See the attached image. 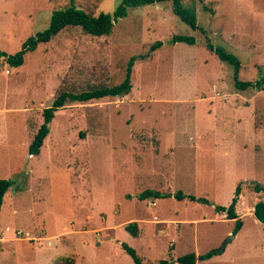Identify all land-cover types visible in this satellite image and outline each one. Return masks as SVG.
Returning <instances> with one entry per match:
<instances>
[{"label":"rangeland","instance_id":"rangeland-1","mask_svg":"<svg viewBox=\"0 0 264 264\" xmlns=\"http://www.w3.org/2000/svg\"><path fill=\"white\" fill-rule=\"evenodd\" d=\"M123 1L0 0V51L19 53L48 29L55 11L74 5L93 16L112 14ZM181 4L195 12L197 30L164 2L129 8L106 36L68 27L28 53L21 67L0 58V179L13 181L8 200L26 194L5 208L0 225L32 231L24 219L33 210L44 212L45 220L32 241L16 233L19 246L8 237L0 241V264H64L62 257L76 264L75 250H83L75 232L97 238L94 262L83 252L79 264H134L117 246L121 238L147 264L204 254L234 235L235 220L215 207H229L239 185L236 211L243 228L237 242L223 257L198 264H264V225L254 216L264 202V191L255 190L264 187V90L238 91L235 68L208 46L240 61L241 81L264 79V0ZM176 36L193 37L196 44H174ZM132 58L130 94L67 102L40 156L29 155L44 110L61 93L118 86ZM148 189L171 197L139 200ZM178 192L210 204L178 201ZM34 196L41 200L33 203ZM107 213L111 222L160 220H152L153 238H134L125 229L119 238L107 229Z\"/></svg>","mask_w":264,"mask_h":264},{"label":"trees","instance_id":"trees-1","mask_svg":"<svg viewBox=\"0 0 264 264\" xmlns=\"http://www.w3.org/2000/svg\"><path fill=\"white\" fill-rule=\"evenodd\" d=\"M164 2H172L173 3V11L174 13L181 19V21L194 30L199 28L197 16L195 12L184 9L181 4V0H124L123 3L118 7V9L112 14H104L101 13L98 16H93L87 14L86 12L77 9L72 5L63 10L55 11L52 14L50 26L44 32L38 33L37 35L29 38L27 40L22 50L16 55H7L4 52L0 51V58H3L6 63L10 67H21L25 63V56L37 50L39 44L41 43H49L56 36H58L64 29L68 27L81 28L84 33L88 35H92L95 37H101L109 35L114 29L115 25L123 18H125L128 14L129 8H137L141 6L160 4ZM172 42L175 43H187L190 45H195L196 40L193 37H185V36H176L173 38ZM161 45V43L155 44L154 48ZM209 49L213 51L222 62L229 63L235 68V87L238 91H246L248 89L253 90H264V79H261L257 82H244L239 79V71L241 68L240 61L233 55H230L225 52L224 49L215 48L208 45ZM135 58H132L128 70L126 73L125 80L118 86L114 87H106L95 89L89 92H83L81 94H73L68 92L61 93L53 102V105L49 108H46L43 112L44 123L38 130L35 135L31 145L29 146V154L33 156H39L41 153V148L44 145L45 139L48 137L50 133V124L55 118V115L58 111L64 109L67 102H80L85 103L91 100H98L103 98H115V97H123L131 93L132 91V70L135 63ZM13 186V182L10 180H0V212L3 205L4 197L6 193ZM256 192L260 193L264 191V187L260 185L255 186ZM241 195V187L240 185L236 189L235 197L233 198L229 207L224 206H216L215 209L219 213H225L229 220H235V227L233 230L234 235H237L242 227L243 221L236 213V206L239 201V197ZM158 197H171V194L164 195L158 192H154L152 190H146L141 195L138 196V199L143 201L149 198H158ZM178 201H184L185 199H189L192 202H199L205 205L210 204V202L206 199H199L194 196H187L182 192H178L173 196ZM255 218L264 225V202H259L255 206L254 211ZM128 233L134 238L139 237V227L136 222L129 224L126 227ZM122 248L124 251L131 257L134 264H147L144 263L141 257L137 254L136 250L131 248L127 244H122ZM225 248L219 247L212 249L205 254L196 255L194 253L188 254L182 257H179L176 261L170 262L167 260H161L156 264H197L198 262H206L211 260L216 256H220L224 253ZM64 264H75V260L73 258H62L61 260Z\"/></svg>","mask_w":264,"mask_h":264},{"label":"crops","instance_id":"crops-1","mask_svg":"<svg viewBox=\"0 0 264 264\" xmlns=\"http://www.w3.org/2000/svg\"><path fill=\"white\" fill-rule=\"evenodd\" d=\"M104 99V98H103ZM99 100V99H98ZM59 112V111H58ZM57 112V113H58ZM54 120V119H53ZM53 122V121H52ZM52 122H51V124H50V133H49V135H52V133H51V125H53L52 124ZM43 125V124H42ZM40 129V128H39ZM37 134V133H36ZM48 135V136H49ZM48 138V137H47ZM46 138V139H47ZM45 139V140H46ZM45 142V141H44ZM31 145V144H30ZM42 149V148H41ZM28 151H29V148H28ZM29 153V152H28ZM41 154V153H40ZM30 155V154H29ZM31 156H33V155H31ZM40 156V155H39ZM39 156H37V157H39ZM42 164H44V163H42ZM7 178H8V176H6ZM0 180H6V179H0ZM7 180H9V179H7ZM10 181H12V180H10ZM13 182V181H12ZM13 187V186H12ZM11 187V188H12ZM11 188H10V190H11ZM9 190V191H10ZM149 190V189H148ZM9 191L7 192V193H9ZM29 191V190H28ZM28 191H27V193H28ZM152 191H154L155 192V190H152ZM7 193H6V195H5V197H4V201H3V205H2V208H1V212H0V223H1V221H4L3 219H4V216H5V212H7V210H5V208L6 207H8V208H10V207H12V202L15 200V199H17L18 197H21V196H25V195H20V194H16L13 198H11L10 200H8L7 198L8 197H10V196H8L7 195ZM34 197H35V199H34ZM33 197V199H32V202L33 203H35V202H37V201H39V199L40 198H38V197H36V196H34ZM41 200V199H40ZM185 200H187V199H185ZM8 201V202H7ZM150 201V200H149ZM41 202V201H40ZM11 203V204H10ZM42 203V202H41ZM116 204L117 203H114V207H116ZM150 205H152V203H150ZM154 206H156L157 205V202L156 203H154L153 204ZM238 205V204H237ZM220 206V205H219ZM114 207H113V214L117 217V216H119L120 214H121V212L118 214V213H116V211H115V209H114ZM236 208H237V206H236ZM34 211V212H33ZM33 211H29V213L31 214V217L30 218H26V219H24V221H26L27 223L26 224H28V223H30L32 226H33V228L34 229H31V227H30V229L32 230V231H30V230H27L26 229V227H12V226H10L9 224H7V225H3V226H1L0 225V232L2 231L3 232V234H4V238L5 239H1L0 241H6L7 240V237L8 238H11V240H15L16 241V238H15V232L17 231V229H20V230H22L23 232H25V233H28L29 234V236L31 235L32 236V234L31 233H34L33 231H35V230H37V228L39 227V226H41V225H43V223L45 224V220H44V218H43V216L42 215H44V212H37V211H35V210H33ZM99 212H101V211H99ZM105 212V211H104ZM219 213V212H218ZM236 213H237V211H236ZM14 214H16V212L14 211ZM108 214V213H107ZM223 214H225V213H223ZM237 215H238V213H237ZM239 216V215H238ZM157 217V219L158 220H160L159 219V217H158V215H155V217H153V219L152 218H149V219H135L134 217H132V218H128V219H126V220H128V221H126V220H123V221H118L117 222V220L116 219H113V222H111V221H109L110 219H109V214H108V218H107V229L108 230H110V231H115L114 232V235H116L117 237H119V238H121V236H120V231H122L123 229H125L126 230V227L129 225V224H131V223H133V222H136L137 223V225H138V227H139V237H142V238H149V237H152L153 238V236H152V229H151V226L153 227V224H155L154 223V221H152V220H154L155 218ZM240 217V216H239ZM86 219V218H85ZM256 219V218H255ZM163 220H165V219H163ZM257 220V219H256ZM258 221V220H257ZM98 222H100L99 221V219H98ZM108 222H110V223H108ZM163 222H167V223H165V224H171V223H177L178 221H175V219H166L165 221H163ZM259 222V221H258ZM83 223V222H82ZM100 224H101V222H100ZM157 224V223H156ZM162 224H164V223H162ZM77 226V225H76ZM101 226V225H100ZM99 227V226H98ZM149 228V229H148ZM243 228V227H242ZM143 229H148L147 231L146 230H143ZM242 230V229H241ZM127 231V230H126ZM128 232V231H127ZM140 232H141V235H140ZM66 233H68V231H64V234H66ZM88 233H90V232H88ZM88 233H82V234H78V233H76L75 232V234L74 235H76V236H79V237H81L80 238V240H81V249L83 250V252H85V253H88L89 255L87 256V254L85 255L86 256V258H89L90 257V260H91V262H94L93 261V259H92V257H96L97 256V252H98V247H96L95 246V244H96V242H97V238L96 239H93V238H90L89 237V235H88ZM154 233V232H153ZM44 234H46V232L44 233ZM119 234V235H118ZM84 235V236H83ZM87 235V236H86ZM30 236V238L28 239V240H31L32 241V239L34 238L33 236V238ZM43 236H46V235H43ZM43 236H41V238H37V239H40V240H45V238L43 237ZM86 236V237H85ZM116 237V238H117ZM133 237V236H132ZM138 237V238H139ZM25 239V238H24ZM37 239H35V240H37ZM237 239H238V237H237V235H235V238L232 240V241H230L228 244H225L223 247L225 248V250H224V253L222 254V255H220V256H216V257H214V258H217V257H223L225 254H226V252L227 251H229V249L231 248V247H233L234 246V243L235 242H237ZM21 241H24V240H21ZM111 241V243L113 244V242L115 241V239L112 241V240H110ZM30 242V241H29ZM13 243H17L18 244V246L21 244L20 243V241L19 240H17L16 242H13ZM8 244V243H7ZM122 244H123V241H122V238H121V240H120V242L117 244V246H121L122 247ZM124 244H126V243H124ZM31 246L33 247V245H32V243H31ZM115 246V245H114ZM116 247V246H115ZM217 248H219V247H217ZM215 249V248H214ZM5 252H7V251H4V253ZM83 252H80V251H78V253H77V250H75V255H76V264H79V262L81 261V260H83V259H86L85 258V256L83 255ZM95 252H96V255H95ZM115 252H116V250H115ZM3 253V255L2 256H7V254L5 253L4 254ZM195 254V253H194ZM205 254V253H204ZM68 255V254H67ZM197 255V254H196ZM200 255H202V254H200ZM68 257H69V255H68ZM2 257H0V259H1ZM62 258H66V257H62ZM61 258V259H62ZM214 258H212L211 260H213ZM3 259V258H2ZM178 259V258H177ZM176 259V260H177ZM175 260V261H176ZM211 260H209V261H211ZM209 261H206V262H209ZM96 263H98V261H95ZM198 263H204V262H198ZM197 263V264H198ZM176 264H178V263H176Z\"/></svg>","mask_w":264,"mask_h":264},{"label":"built area","instance_id":"built-area-1","mask_svg":"<svg viewBox=\"0 0 264 264\" xmlns=\"http://www.w3.org/2000/svg\"><path fill=\"white\" fill-rule=\"evenodd\" d=\"M16 233V235L17 236H19V237H21V238H23V237H25V238H28L29 239V234L28 233H25V232H23V231H18V232H15Z\"/></svg>","mask_w":264,"mask_h":264},{"label":"water","instance_id":"water-1","mask_svg":"<svg viewBox=\"0 0 264 264\" xmlns=\"http://www.w3.org/2000/svg\"><path fill=\"white\" fill-rule=\"evenodd\" d=\"M235 238V235H231L228 240L225 242V244H228L230 241H232Z\"/></svg>","mask_w":264,"mask_h":264}]
</instances>
